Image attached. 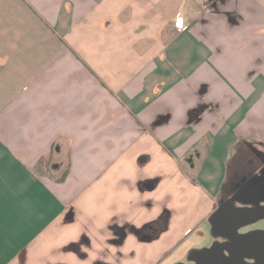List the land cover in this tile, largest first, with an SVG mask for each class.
Wrapping results in <instances>:
<instances>
[{
  "label": "crops",
  "instance_id": "0c3cea01",
  "mask_svg": "<svg viewBox=\"0 0 264 264\" xmlns=\"http://www.w3.org/2000/svg\"><path fill=\"white\" fill-rule=\"evenodd\" d=\"M238 154L264 163V0H0V264H194L264 211Z\"/></svg>",
  "mask_w": 264,
  "mask_h": 264
},
{
  "label": "water",
  "instance_id": "95a60500",
  "mask_svg": "<svg viewBox=\"0 0 264 264\" xmlns=\"http://www.w3.org/2000/svg\"><path fill=\"white\" fill-rule=\"evenodd\" d=\"M264 179V178H263ZM251 184L255 185V181ZM262 192V190L260 191ZM223 220L228 222V227H230V242L233 246L232 250H228L230 256H232V263L234 264H264V232H251L245 235H238L235 231L238 228V224L245 221L248 216L254 217H264V211L260 209H225L224 208ZM219 220V219H218ZM208 250H202L201 255L205 254ZM245 257L254 260V263H247ZM230 258H225L223 264H227Z\"/></svg>",
  "mask_w": 264,
  "mask_h": 264
},
{
  "label": "flooded vegetation",
  "instance_id": "af4514ba",
  "mask_svg": "<svg viewBox=\"0 0 264 264\" xmlns=\"http://www.w3.org/2000/svg\"><path fill=\"white\" fill-rule=\"evenodd\" d=\"M251 165V164H250ZM251 168V167H250ZM244 178L239 182H237L230 193L229 197H240L242 189L245 190V193L248 197L258 198L261 188H263L262 193H264V163L257 169V171H253L249 175H243ZM252 181H255V185L251 184ZM228 197V198H229ZM264 200V195H263ZM224 231L226 230L223 228ZM228 230V231H227ZM226 230V233H230L229 229ZM227 233V234H228ZM233 246L229 241L225 242L224 244H214L210 248H208L207 252L203 255L200 253H196V262L194 264H223L225 262V258H230L227 264H234L232 263V256H230L228 250H232ZM248 257H245V261L247 263H252L247 260ZM254 262V260H253Z\"/></svg>",
  "mask_w": 264,
  "mask_h": 264
},
{
  "label": "rangeland",
  "instance_id": "374dc122",
  "mask_svg": "<svg viewBox=\"0 0 264 264\" xmlns=\"http://www.w3.org/2000/svg\"><path fill=\"white\" fill-rule=\"evenodd\" d=\"M238 157L231 163L230 168H229V176L232 177L233 175H236L237 177L242 176V175H249L253 171H257L260 167V163H254L253 166L251 165H246V167L243 168V159L241 158V155L238 154ZM236 160H240V162H237ZM236 161V162H235ZM242 163V164H241ZM251 167V168H250ZM247 229H252V231H264V218L256 221L255 223L251 224L248 226Z\"/></svg>",
  "mask_w": 264,
  "mask_h": 264
},
{
  "label": "built area",
  "instance_id": "2783aa9c",
  "mask_svg": "<svg viewBox=\"0 0 264 264\" xmlns=\"http://www.w3.org/2000/svg\"><path fill=\"white\" fill-rule=\"evenodd\" d=\"M175 27L178 29V30H182L184 28V22H183V18H177L176 19V22H175Z\"/></svg>",
  "mask_w": 264,
  "mask_h": 264
},
{
  "label": "trees",
  "instance_id": "16d2710c",
  "mask_svg": "<svg viewBox=\"0 0 264 264\" xmlns=\"http://www.w3.org/2000/svg\"><path fill=\"white\" fill-rule=\"evenodd\" d=\"M228 186V183L227 184H225V186H224V188L226 189V187Z\"/></svg>",
  "mask_w": 264,
  "mask_h": 264
}]
</instances>
